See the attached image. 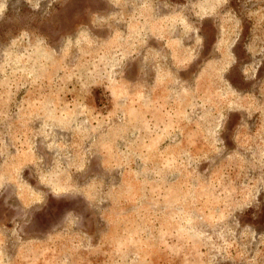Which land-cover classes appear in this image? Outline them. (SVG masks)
<instances>
[{
    "label": "rangeland",
    "instance_id": "374dc122",
    "mask_svg": "<svg viewBox=\"0 0 264 264\" xmlns=\"http://www.w3.org/2000/svg\"><path fill=\"white\" fill-rule=\"evenodd\" d=\"M0 168V264H264V0H0Z\"/></svg>",
    "mask_w": 264,
    "mask_h": 264
},
{
    "label": "crops",
    "instance_id": "0c3cea01",
    "mask_svg": "<svg viewBox=\"0 0 264 264\" xmlns=\"http://www.w3.org/2000/svg\"><path fill=\"white\" fill-rule=\"evenodd\" d=\"M140 93H142V95H141V103L139 105L141 108H145V102L146 101L154 103V107H155V103L157 102L158 96L155 94L154 90L149 94L148 91L143 88V89H141ZM31 126H32V123H31ZM30 129H31V127H30ZM23 134H24V136L22 138L24 139V142L21 143V144L23 145L24 149H23V152L20 154V155H23V157H21V156H19V157L18 156H13L9 160L8 159L7 160L8 161H12L13 159H15V160H18V161H25L26 165H27V163L31 164V162H33L34 159H35V157L33 156V153H32L33 141H31V136H32L31 132H28V133L25 132ZM35 151H38V149L36 148ZM7 169H8V166H7ZM0 170H1V168H0ZM6 175H7L6 173H3V174L0 173V176H4L5 177ZM8 187L11 188V186H5V185L1 186L0 185V193L1 192L6 193V191H9ZM12 187H13V189H15L14 186H12ZM7 208H9V207H7ZM7 208L5 207V209H3L0 212V223H5L6 221H10V219L12 218L10 215H9V217L6 216L5 210ZM11 210H12V208L9 209V212H11Z\"/></svg>",
    "mask_w": 264,
    "mask_h": 264
}]
</instances>
